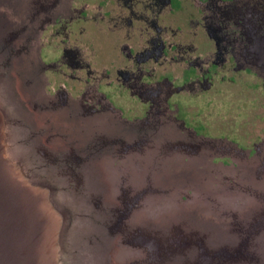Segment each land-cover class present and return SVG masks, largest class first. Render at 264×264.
Segmentation results:
<instances>
[{
  "label": "flooded vegetation",
  "instance_id": "af4514ba",
  "mask_svg": "<svg viewBox=\"0 0 264 264\" xmlns=\"http://www.w3.org/2000/svg\"><path fill=\"white\" fill-rule=\"evenodd\" d=\"M0 70L78 212L65 264L262 263L264 0H0ZM214 216L237 255L204 245Z\"/></svg>",
  "mask_w": 264,
  "mask_h": 264
},
{
  "label": "water",
  "instance_id": "95a60500",
  "mask_svg": "<svg viewBox=\"0 0 264 264\" xmlns=\"http://www.w3.org/2000/svg\"><path fill=\"white\" fill-rule=\"evenodd\" d=\"M2 80L0 74V264H65L66 237L75 223V215L71 211L75 214L78 212L70 207L72 199L63 200L67 196L66 188L52 180L53 176L47 170L49 168L33 165L25 133H19L17 121L7 110L10 106L2 94ZM29 142L33 144L36 141L32 139ZM102 193L107 202L104 205L115 204L113 193L108 187ZM76 194L79 193L75 190L70 197L73 198ZM246 201L249 199L246 198ZM88 217H91L94 227V230L88 228L89 233L96 232L94 219L90 215ZM79 219V222L86 220L83 216ZM214 223L220 229L215 232V227L212 226L215 233H209V242L214 248H221L213 249L206 245V241L204 245L207 249H212L214 258L219 254L229 257L237 255L239 248L234 250L224 247L236 241L235 235L228 234L230 236L226 237L221 231L224 228L221 223L217 220ZM201 228L204 229L205 225ZM261 233L264 254V229ZM198 237L201 238V235ZM253 250H248L246 255L252 256ZM260 264H264V256Z\"/></svg>",
  "mask_w": 264,
  "mask_h": 264
},
{
  "label": "rangeland",
  "instance_id": "374dc122",
  "mask_svg": "<svg viewBox=\"0 0 264 264\" xmlns=\"http://www.w3.org/2000/svg\"><path fill=\"white\" fill-rule=\"evenodd\" d=\"M86 172H87V171H86ZM261 177L264 178V172L261 173ZM96 181H97V186L99 187V189L102 190V192H104L105 189H106V187H105V182L103 181V178H101V177L99 176V177L96 179ZM90 183H93L92 177H90ZM93 188H94V187L81 188V189H80V194H86V195H88L90 192L94 191ZM259 189H260V191H262L261 193H262L263 196H264V184H263V185H260V186H259ZM244 194H245L246 196H249V197L251 198V201H250V202H255V203L257 204V208L259 209V211H263V210H264V200H263V199L260 200V199H256V198H254V197H253V193L250 194L249 191H248V188L245 189V193H244ZM250 195H252V196H250ZM238 199H240V198H238ZM239 203H241V202H239ZM250 205H253V204H250ZM255 206H256V205H255ZM228 207L231 208V209L233 210V212H232V214H231V216H232V215L234 214V211H235L237 208L235 207L234 204H233V205H232V204H228ZM258 209H257V210H258ZM238 211H239V212H242V213L239 214V215L236 217L235 220L240 221L242 215H243L244 213H248L249 209H248V207L246 206V207L243 208V209H241V208L238 209ZM252 216L254 217V215H252ZM215 217H216V216L213 217V218H214V221H216ZM219 217L224 221L223 216H219ZM260 217H261V215L259 214V215L255 216L254 218L260 219ZM226 219H227V220L230 219L231 222H234V219H232L231 217H227ZM217 221L220 222V223L222 222V221H220L219 219H218ZM231 222H229V223H231ZM84 225H85L86 228H92V230H94V227L92 226L93 224H92L91 221H88V222L84 223ZM213 227H215V228H214V229H215V232L218 231V230L220 229L219 225L216 224V223L213 224ZM252 263H253V262H247L246 264H252Z\"/></svg>",
  "mask_w": 264,
  "mask_h": 264
}]
</instances>
